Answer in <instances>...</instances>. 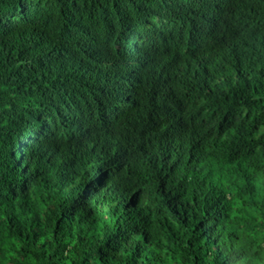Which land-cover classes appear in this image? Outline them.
Returning <instances> with one entry per match:
<instances>
[{
	"label": "clouds",
	"instance_id": "1",
	"mask_svg": "<svg viewBox=\"0 0 264 264\" xmlns=\"http://www.w3.org/2000/svg\"><path fill=\"white\" fill-rule=\"evenodd\" d=\"M60 7L57 0L0 7L10 22L0 23V129L31 148L9 178L15 203L33 205L34 217L45 195L74 201L66 215L83 241H63L69 251L62 255H78L77 264L85 256L107 264L109 255L133 264L137 246L143 256L135 264H264V239L256 251L249 247L257 229L264 237V212L248 218L239 241L213 247L207 257L187 247L201 239V232L193 236L200 220L185 227L168 212L169 202H180L173 201L177 193L184 202L199 195L210 172L209 183L219 188L225 169L227 190L235 179L240 196L264 209V125L252 132L241 116L228 127L230 145L246 142L228 164L222 149L210 147L215 121L196 115L202 106L218 114L230 106L222 96L231 89L210 92L203 70L211 87L213 78L223 83L219 65L231 63L233 53L246 62L240 71L249 79L264 68V0H115V9L109 4L103 12L84 0L74 10ZM236 108L244 116L252 110ZM10 207L0 200V264H68L61 255L48 259L55 220L40 212L43 233L32 241L21 237L16 220L9 225ZM21 220L34 227L32 217ZM201 231L209 243L219 235L208 221ZM109 240L118 251L105 249Z\"/></svg>",
	"mask_w": 264,
	"mask_h": 264
},
{
	"label": "trees",
	"instance_id": "2",
	"mask_svg": "<svg viewBox=\"0 0 264 264\" xmlns=\"http://www.w3.org/2000/svg\"><path fill=\"white\" fill-rule=\"evenodd\" d=\"M77 2L78 0H57V3L61 6V12L64 11L65 3L69 4L70 8L74 10ZM84 3L87 6L101 5V12H103L104 7L109 4H111L110 10L115 9V0H84ZM6 4H8V0H0V7ZM17 8L23 13V8L19 3H17ZM15 10L16 9H13V11ZM0 23L7 25V23L10 22L5 21L4 18L0 16ZM192 26V22L189 21L188 27L191 28ZM242 63H245L246 66V62L237 59L235 53H233L231 63L225 61L223 64L219 65L220 72L226 73L223 83L218 85L215 83V78H213L211 87H209L208 80L209 71L207 69L203 70L202 75L205 77L203 81L204 87L209 88L210 92L213 89H231V91L222 96L225 105L228 106L230 102V106L227 111L219 114L216 112L208 113L202 106L201 111L196 113L197 116L206 118L203 121L204 123H207V118H211L215 121L214 132L216 134V139L211 142L210 147L222 149L225 153L224 158L228 161V164L238 159V153L246 146V142L245 145L235 144L234 146L228 143L227 139L224 138L228 127H231L241 116H243L244 120L251 121L250 127L252 132H259L262 125H264V99H262V96H264V68L256 70L252 78L249 79L240 71ZM225 64H227V67H225ZM203 103L204 102H202V105ZM237 104H242L243 107L252 110L248 111L247 115L244 116L242 112L237 110ZM254 111L257 113L256 116H254ZM252 132L248 133V135L251 136ZM217 141L221 142L217 143ZM30 155L31 148L23 143L19 137L14 136L11 130L5 131L4 129H0V200L11 204L9 210L12 213V218L8 220V223L12 226L13 220H16L17 224L20 225L19 231L21 237L24 238V233H28V238L35 241L43 233L44 225L39 215L40 212H43L50 220H55L54 228L50 232V240L48 241V243L51 244V247L48 248L49 262H51L52 255H61L62 259H66L68 264H77L79 260L78 255H76L75 258H73L74 254H70L68 257H63L62 255L64 252L69 251L68 245L63 243V241L73 240L76 243H82L83 241V238L78 233L74 234L71 231L72 222L67 219L66 215L74 201H65L63 204H58L53 202V195H45L41 197L35 205L37 214L33 217V205L28 202L15 203L17 197L13 195L12 189L7 187L12 173L15 172L20 163L24 161L25 157H29ZM205 156L212 159L216 158L215 154L210 151L207 152ZM201 162V160L196 161L197 164ZM187 163H192L190 151ZM161 167H163V163ZM214 175H216L215 171L209 173V176ZM209 176H205L200 181L199 195L193 193L190 202L181 200L180 194L177 193V195L173 197V201L180 202L175 206H173L172 202L168 203V212L172 217H176L177 219L183 217L181 223H183L185 227L197 219L200 220V223L193 229V236H195L196 232H201V239L196 240L195 243H193L191 239L188 240L187 247L189 249H197L205 257L211 254V249L213 247L217 248V251H219V245L232 244L233 241H239L241 239V230L248 223V218L254 221L257 216L264 212V209H262L256 201L240 196V190L235 179L231 181V191L227 190L229 181L226 169L220 173L219 178L216 180V183L220 184L219 188L209 183ZM56 192H60V189H56ZM230 198L232 203H229ZM53 209L56 211H53ZM25 216L33 218L34 227H25L21 220V218ZM123 219V217L115 219V225L120 226ZM166 219L168 218L166 217ZM206 221L210 223L211 228L219 232V235L214 241H211V243H209L208 239H205L207 233L201 231ZM169 223H171V220H169ZM124 227H126V225H124ZM230 228L231 230H229ZM169 231L174 233L173 239H175V230L170 228ZM116 239L119 240L118 235ZM262 239H264V237H261L259 229H257L250 240L249 247L252 251H256L259 248ZM201 240H203V243H201ZM104 247L105 249H111L112 252H116L118 251L119 245H114L113 242L109 240ZM53 249H55V253H53ZM21 251H23V249H21ZM100 251H103V249L98 250V255ZM137 256H143V251L140 246H137L136 252L132 255L133 264H135ZM196 259L199 260L200 257L198 256ZM82 264H89L86 256ZM100 264H105L103 257L100 258ZM107 264H119L118 257L116 255H109Z\"/></svg>",
	"mask_w": 264,
	"mask_h": 264
}]
</instances>
